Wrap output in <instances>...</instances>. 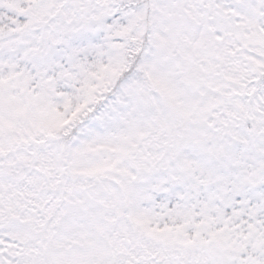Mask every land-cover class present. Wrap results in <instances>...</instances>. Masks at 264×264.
I'll return each mask as SVG.
<instances>
[{"label":"snow or ice","instance_id":"6c2138e0","mask_svg":"<svg viewBox=\"0 0 264 264\" xmlns=\"http://www.w3.org/2000/svg\"><path fill=\"white\" fill-rule=\"evenodd\" d=\"M0 264H264V0H0Z\"/></svg>","mask_w":264,"mask_h":264}]
</instances>
